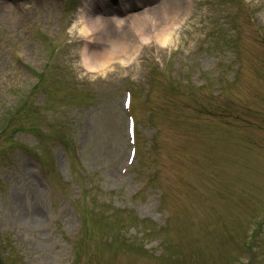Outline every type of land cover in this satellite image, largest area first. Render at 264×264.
Masks as SVG:
<instances>
[{"label":"rangeland","instance_id":"1","mask_svg":"<svg viewBox=\"0 0 264 264\" xmlns=\"http://www.w3.org/2000/svg\"><path fill=\"white\" fill-rule=\"evenodd\" d=\"M109 1L0 0V130L24 124L21 145L45 165L22 152L10 159L19 142L8 154L0 138L2 264H264V45L246 47L264 33V0H232L230 14L193 0L164 44L156 25L184 0L166 1L132 65L116 58L124 48L90 68L86 43L100 58L108 33L136 38L130 20L81 36V11L87 20ZM125 85L137 120L152 113L157 131L148 147L138 127V155L120 181ZM99 196L110 206L95 209ZM112 232L117 240H104Z\"/></svg>","mask_w":264,"mask_h":264},{"label":"bare ground","instance_id":"2","mask_svg":"<svg viewBox=\"0 0 264 264\" xmlns=\"http://www.w3.org/2000/svg\"><path fill=\"white\" fill-rule=\"evenodd\" d=\"M141 1L143 2L142 4H144L146 0H141ZM139 3H140V1H138V4ZM150 13H151V10L149 8L148 9L144 8L141 13L134 14L132 16V20L134 22L133 26L134 27H138V26L143 27V23H141V22H143L144 18L150 17L151 16ZM100 15H102V14H96L94 16L92 14V17H90L87 20H89V22L91 20H94V22L98 25V27H100V28L102 26L104 27L107 24V21L104 17H102ZM85 16H87L85 11L84 10L81 11V15H80L81 20L80 21H82V25H83L82 28H83L84 33H87L89 31V28L87 27L88 21L86 19L84 20ZM110 19L116 20V23H118V24H119V22H121L119 20V17L118 18L113 17ZM163 22H164L163 24L157 23L156 29H157V35H158L159 39L165 44V43L169 42V35L168 34H169V30H170L171 25H172L171 24L172 21L168 18V21L166 20ZM145 29H142L141 31L138 29H136V30H138L140 32H144ZM98 39H100L99 36H98ZM106 39L110 44V48H109V51L102 49L101 50L102 51V57H100V58L97 57L98 51L96 50V48H97L96 45L90 46L89 44H85L83 46V55L85 56L84 58L86 60L89 58L87 62L85 61L86 66L87 65H90V67L99 66L100 64H103L106 61L105 58H107V57L109 58L111 55H114L115 53H121L124 46H128V43H125V42H127V39L125 37H120V36L113 34V33H110V34L108 33L106 35ZM84 58H83V60H85ZM90 60H92L94 62L90 64ZM35 215H37V214H35Z\"/></svg>","mask_w":264,"mask_h":264}]
</instances>
